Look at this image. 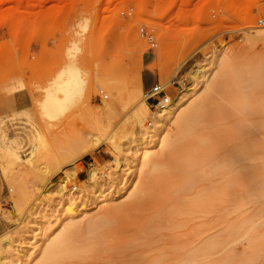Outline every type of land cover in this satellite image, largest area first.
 <instances>
[{"label":"rangeland","instance_id":"obj_1","mask_svg":"<svg viewBox=\"0 0 264 264\" xmlns=\"http://www.w3.org/2000/svg\"><path fill=\"white\" fill-rule=\"evenodd\" d=\"M260 19L264 0H0V139L11 124L0 140V239L12 241L0 264H34L26 256L43 248L39 228L58 235L69 206L79 220L61 264H264ZM143 59L152 72L144 87ZM204 73L227 93L211 90L184 139L152 143V164L132 167L154 111L140 133L129 120L137 99L157 82L174 98ZM197 87L181 94L183 112L208 90ZM16 93L29 97V111L13 110ZM104 101L111 112H98ZM108 215L99 239L90 235ZM92 237L99 252L72 250Z\"/></svg>","mask_w":264,"mask_h":264},{"label":"bare ground","instance_id":"obj_2","mask_svg":"<svg viewBox=\"0 0 264 264\" xmlns=\"http://www.w3.org/2000/svg\"><path fill=\"white\" fill-rule=\"evenodd\" d=\"M247 46V45H246ZM251 46V45H250ZM255 65V64H254ZM252 67H254L253 65H251ZM257 66V65H256ZM259 67H257L254 71L256 73V76L260 77H264V69H262L261 67L258 69ZM226 69V68H225ZM226 72V70H222V72ZM224 72L223 74V78L226 77L225 74H228L229 72L227 71L226 73ZM231 72V71H230ZM194 73V72H193ZM212 73V72H211ZM242 71H240V69H236L233 70L229 76L227 75L226 78L229 77L228 80L233 81L236 80L235 77H240ZM194 75H196V73H194ZM193 75V76H194ZM202 75V74H201ZM212 75V74H211ZM210 75V76H211ZM254 75V73H253ZM73 76V75H72ZM71 76V77H72ZM192 76V77H193ZM200 76V74H199ZM204 73V75L201 77L202 80H200V82H198L196 85H194L196 83L197 80H189L188 79V86L190 87H186L187 85L183 84V82L181 84H183V87H181V89L178 91L177 95L174 98H170L168 104L164 107V108H160V107H156L155 109H153L154 111L152 113L149 114V118L152 121L149 125L147 129L144 125V121H145V115L149 112H151L150 110L151 107L147 104V102L145 101V99L143 98L144 102L141 99H137L139 100L138 104L140 105L139 109L134 110L133 112H131L130 116H129V120L140 127V133L144 134L143 132L147 129L148 132V137L146 139H141L135 147H136V153H140V156L138 157V159H134V161L136 164H134V166L132 167H137L139 166L138 162L140 163V169L141 168H146L149 165H151V161H150V148L152 146H150L152 143H156L157 145H164V146H172L174 144V142L182 140L185 138V136L187 135V133L190 131V129L193 127V125H195L197 122H199L201 120V118L204 115V110H205V105L207 103V98H208V93L213 90H217V91H221L222 94L223 93H227V89H225V91L223 92L224 89H218L222 83L221 82H217V83H212L209 84V77ZM70 77V78H71ZM196 77V76H195ZM193 79V78H192ZM227 80V81H228ZM69 81V80H68ZM193 81H195V83H193ZM259 81V80H258ZM257 81V82H258ZM74 82V81H73ZM77 82V81H76ZM256 82V81H255ZM254 82V84H255ZM260 82V81H259ZM70 82H68L69 84ZM193 83V84H191ZM221 83V85H220ZM132 84L134 86H137L138 88L141 89V78L140 75L138 73L135 74L134 78H133V82ZM171 84V83H170ZM201 85V86H206L208 88V90H205V94L197 97L196 99L194 98V101L188 106V108L186 110H184V112L181 110L182 107V103H184L186 96L185 95H181L183 92L186 93V95L192 91H194V89H196L197 85ZM73 85V84H72ZM260 86V85H259ZM264 86V85H263ZM67 88V86H66ZM73 88V87H72ZM164 88V87H163ZM198 88V87H197ZM202 88V87H201ZM235 89V88H234ZM67 91V90H66ZM196 91V90H195ZM198 91V90H197ZM262 91V90H260ZM259 92V91H258ZM70 93V92H68ZM194 93V92H193ZM235 94V93H234ZM47 95V94H46ZM71 95V94H70ZM228 95V94H227ZM49 96V95H48ZM81 96V95H80ZM185 96V97H184ZM139 97V96H137ZM48 98V97H47ZM83 98V97H82ZM104 98V97H103ZM85 99V98H84ZM105 99L108 100V97H105ZM132 99V98H131ZM133 99L135 100V97L133 96ZM48 100V99H47ZM54 100V99H53ZM110 100V99H109ZM111 101V100H110ZM184 101V102H183ZM113 102V101H112ZM114 103V102H113ZM113 103L111 102H103V106L100 107L98 110V112H105L106 111H110V106H114L112 105ZM135 103V102H134ZM145 103V104H144ZM147 104V105H146ZM65 107V105H64ZM182 111V112H181ZM108 112V114H109ZM181 113V114H179ZM148 115V114H147ZM146 115V116H147ZM179 116V117H178ZM175 119V120H174ZM1 121V119H0ZM172 121L175 124L176 127V132L175 134H170L172 137H168L166 139H163V134L165 132V130L168 128V126H170V124L172 123ZM176 121V122H175ZM146 128V129H145ZM100 132V131H99ZM147 134V133H146ZM149 139V140H148ZM94 143V142H93ZM201 143H204L200 140V142L198 144H196L194 142L195 145H199ZM94 144H97V141H95ZM198 147V146H197ZM196 148V147H195ZM202 148V147H201ZM116 151L118 152V154L123 153L121 146L118 145V147L115 148ZM197 150V149H196ZM199 150V149H198ZM131 162V163H132ZM229 162V161H228ZM138 164V165H137ZM139 167H137L138 169ZM157 169V168H156ZM170 169V168H169ZM96 176V172L94 170L90 171V177H94ZM160 177V176H159ZM92 180V179H90ZM236 180V179H235ZM236 189V188H235ZM139 194L138 192L136 193V195ZM138 197V195H137ZM98 198H102V202L105 201V195H103L102 192H99L98 194ZM16 204V203H15ZM15 208V212H17V206H14ZM19 208V207H18ZM19 211V210H18ZM66 214H67V223L63 224V230L56 236H51V235H47L46 230L44 228H39L40 233L38 234V236L40 237V241L42 243V247L36 246L33 249V253L31 255H27L26 258L31 257L32 262H34V264H61L62 261L64 259H66V255L64 254L65 251H67L68 249H70V244L73 243L71 242V235L75 233V229H76V222L79 220V218L75 217V212L74 210L71 208V206L66 208ZM11 212V211H10ZM16 215L15 217H17V215L19 216L18 218H20V215L15 213ZM23 215V214H22ZM12 216H13V212H12ZM108 216H104V218H101L97 221H94L93 223V227L92 224L90 225V230H89V234L92 236H95L97 239L99 232L98 230H100L101 228H103L104 226H106L107 224V220L111 217ZM14 218V216H13ZM81 219V218H80ZM111 219V218H110ZM65 221V220H64ZM65 221V222H66ZM81 221V220H80ZM97 233V234H96ZM72 235V236H73ZM97 235V236H96ZM93 238V243L90 242L89 244L86 243L84 244L83 248H71L72 250H74V252H81L78 253L79 255H85V252L89 253L93 250H97L98 248H96L99 243L100 240ZM13 239V238H12ZM11 239L9 237H5L4 239H0V248L2 245H6V246H11ZM102 244V243H100ZM73 245V244H72ZM86 245V246H85ZM97 245V246H96ZM96 248L94 249L93 248ZM96 246V247H95ZM3 247V246H2ZM74 247V245H73ZM106 249V248H105ZM210 249V247H209ZM69 251V250H68ZM95 251L93 253H95ZM96 251V252H97ZM199 251V250H198ZM84 252V253H82ZM99 252V251H98ZM200 253V252H199ZM77 254V255H78ZM197 254V253H196ZM87 255V254H86ZM39 256V257H38ZM76 256V255H75ZM92 256H94L92 254ZM68 257V256H67ZM74 258V257H73ZM93 258V257H92ZM188 260V259H187ZM69 261V260H68ZM184 262V261H183ZM187 263V262H186Z\"/></svg>","mask_w":264,"mask_h":264},{"label":"built area","instance_id":"obj_3","mask_svg":"<svg viewBox=\"0 0 264 264\" xmlns=\"http://www.w3.org/2000/svg\"><path fill=\"white\" fill-rule=\"evenodd\" d=\"M259 23L260 24L264 23V20L260 19ZM139 33L141 38L144 39L147 42V44L150 46L149 49L153 50L154 48H156L155 39L152 33L148 32L144 28H140ZM174 83L175 82H173L171 87L174 85ZM168 91H169L168 87L163 88L157 82L149 89L143 92V98L145 99L147 104L151 107V109H155L156 107H160L162 109L168 104L170 100Z\"/></svg>","mask_w":264,"mask_h":264},{"label":"crops","instance_id":"obj_4","mask_svg":"<svg viewBox=\"0 0 264 264\" xmlns=\"http://www.w3.org/2000/svg\"><path fill=\"white\" fill-rule=\"evenodd\" d=\"M150 64H146V59H143V74H142V82H143V87L146 85V75L147 73L150 74V76L152 77V72L148 69V66ZM12 108L15 112H23V111H29V108L31 107V103H30V99L28 96H26L25 94L22 93H16L13 95L12 97ZM7 130L5 131V137L1 138L0 140H7L9 133H10V128H11V124L10 121L7 122Z\"/></svg>","mask_w":264,"mask_h":264}]
</instances>
